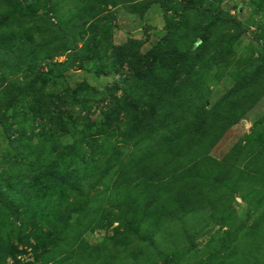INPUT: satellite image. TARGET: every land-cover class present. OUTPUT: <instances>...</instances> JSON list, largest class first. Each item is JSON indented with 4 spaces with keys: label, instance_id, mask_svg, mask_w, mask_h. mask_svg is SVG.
Listing matches in <instances>:
<instances>
[{
    "label": "rangeland",
    "instance_id": "1",
    "mask_svg": "<svg viewBox=\"0 0 264 264\" xmlns=\"http://www.w3.org/2000/svg\"><path fill=\"white\" fill-rule=\"evenodd\" d=\"M0 264H264V0H0Z\"/></svg>",
    "mask_w": 264,
    "mask_h": 264
},
{
    "label": "trees",
    "instance_id": "2",
    "mask_svg": "<svg viewBox=\"0 0 264 264\" xmlns=\"http://www.w3.org/2000/svg\"><path fill=\"white\" fill-rule=\"evenodd\" d=\"M218 20L221 21H228V22H234L236 23L237 21L235 19H233L232 17H222V18H218Z\"/></svg>",
    "mask_w": 264,
    "mask_h": 264
}]
</instances>
